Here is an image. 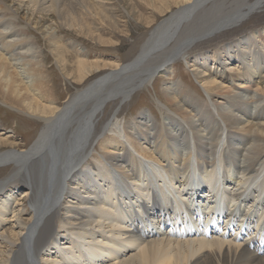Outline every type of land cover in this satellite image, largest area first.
Here are the masks:
<instances>
[{
	"label": "bare ground",
	"instance_id": "1",
	"mask_svg": "<svg viewBox=\"0 0 264 264\" xmlns=\"http://www.w3.org/2000/svg\"><path fill=\"white\" fill-rule=\"evenodd\" d=\"M123 2L151 10L149 25L161 15L136 57L104 69L79 48L65 64L57 34L115 30L109 6ZM263 5L0 0V104L40 128L28 146L0 130V264H264V45L245 35L194 52ZM29 30L83 84L61 103ZM180 62L207 99L173 83L162 121L123 122L128 99Z\"/></svg>",
	"mask_w": 264,
	"mask_h": 264
},
{
	"label": "rangeland",
	"instance_id": "2",
	"mask_svg": "<svg viewBox=\"0 0 264 264\" xmlns=\"http://www.w3.org/2000/svg\"><path fill=\"white\" fill-rule=\"evenodd\" d=\"M109 7L117 10V14L115 13L116 11L112 13L113 17L119 24L115 30L112 29V24V27L109 26V29L111 28L110 30L100 27L101 30H98L97 34L94 35V38L78 35L65 30L57 34L60 45L63 47V50L67 52V56L65 55L64 57L66 60L65 64L70 66L73 64L76 56H78L76 51H78L79 48L86 51L85 54L82 55V57H86V61L93 63L98 61L100 64H104L105 62V65L108 67L104 69H112L113 64L116 62L121 64L128 63L140 52L142 45L146 42L150 35V29L157 23V21L160 20L161 16L156 14L153 18L151 17L150 20L153 21L149 25V22L145 18L152 15L151 10L143 11V14L145 15L144 18H140V14L138 13L139 9L144 10V5L136 3V5L133 6V3L130 4L129 2H123L119 7H117V4L115 3L110 4ZM29 31L32 34L34 42L42 48V53L45 55L47 67L52 73L53 90L55 91V95L61 99L59 100L61 103L74 93V88L72 86L81 87L83 84L77 85L76 80L67 77V72H64L62 68L61 70L57 68L56 65L59 59L50 55L49 42L47 39H44L43 35L37 34L33 30ZM245 35L256 36L259 43L264 45V5L261 10L253 14L240 26V28H238V30L236 29L234 33L225 34L224 37L221 36L217 40H213L194 52H212L215 51L216 46L226 45L227 43H231L239 37ZM191 56H194V54ZM174 69L176 73L171 77V79H166L159 74L152 79L151 85H147L145 88L136 92L132 99L130 97L128 99L130 101L120 110V119L127 124L132 122L133 118H135L140 112H147L154 117L155 121H162L158 107L160 105H164L166 107L165 97L162 95V91L164 86L171 85L173 83L183 84L194 91L197 96L207 99V94L196 82V79L192 76L188 67L183 62L177 64ZM95 77L87 80L86 83L94 80ZM0 109V124L2 125L0 130L7 132L8 134H12V131H16L13 136H15L14 138L17 139V142H22L27 146L30 145L36 139L40 130L39 126L36 125V121L24 115H20L1 104ZM23 192L24 190L21 194ZM167 227L168 226L165 228ZM65 243V241L62 242V244Z\"/></svg>",
	"mask_w": 264,
	"mask_h": 264
}]
</instances>
